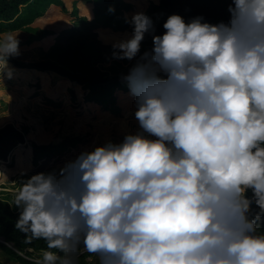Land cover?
Here are the masks:
<instances>
[{
	"label": "clouds",
	"instance_id": "9594fccd",
	"mask_svg": "<svg viewBox=\"0 0 264 264\" xmlns=\"http://www.w3.org/2000/svg\"><path fill=\"white\" fill-rule=\"evenodd\" d=\"M226 2V21L172 14L159 35L126 19L112 56L135 61L138 130L19 182L15 227L58 250L36 264H264V0ZM19 54L5 35L0 76Z\"/></svg>",
	"mask_w": 264,
	"mask_h": 264
},
{
	"label": "trees",
	"instance_id": "16d2710c",
	"mask_svg": "<svg viewBox=\"0 0 264 264\" xmlns=\"http://www.w3.org/2000/svg\"><path fill=\"white\" fill-rule=\"evenodd\" d=\"M227 7L226 0H0V36L23 29L30 35L19 52L48 54L38 61L17 56L7 61L12 77L29 73V90L41 88L44 94L26 98L10 87L0 90V113L7 112L0 115V249L5 255L36 264L44 251L58 252L47 249L43 239L25 243V234L15 227L19 210L11 204V179L21 172L62 167L81 151L92 150L96 135L110 125L99 141L114 132L119 143L131 133L134 99L122 77L135 61L112 56L113 43L132 34L126 19L143 12L159 35L169 15L218 23L228 19ZM152 47V37L146 35L141 54ZM78 264H95V258L82 252Z\"/></svg>",
	"mask_w": 264,
	"mask_h": 264
},
{
	"label": "rangeland",
	"instance_id": "374dc122",
	"mask_svg": "<svg viewBox=\"0 0 264 264\" xmlns=\"http://www.w3.org/2000/svg\"><path fill=\"white\" fill-rule=\"evenodd\" d=\"M34 10V9H33ZM11 34L12 36H17V39L19 40V46L24 44V42H26V38L30 35L29 32H25L23 31V29H17L14 31H11L10 33H2L0 37H4L5 35ZM20 54L17 56L21 59H24L25 61H38V60H42L43 58H46L48 56L47 53H41V51H35V52H19ZM4 67V63H0V68ZM8 70L11 71L10 66H8ZM28 74L24 71H20V73L13 75V77L11 76V78H8L7 76V71H5L3 73L2 76H0V90L3 87H10V90H14L17 94H21V96L23 95L24 97H29L30 95L34 94V95H42L44 94L46 91L43 90H39L41 88H38L37 90L35 89H31L29 90L30 85L33 82V79L31 80L30 78H28ZM15 77V78H14ZM4 115L5 117L7 116V112L1 111L0 115ZM132 123H130V130L131 133H135L138 130V123L136 121H131ZM4 122H0V125L3 124ZM111 129V125L109 126V130ZM109 130H106L105 132H108ZM103 132V133H105ZM103 133L97 134L95 137V140L93 142V146L94 144H96L97 141V145H103L105 142L111 140L114 143H118V139H119V135L118 134H114V132H112L109 136H107L106 138H101V140H98V136L102 135ZM91 149V148H90ZM89 149V150H90ZM59 169V168H58ZM51 172V171H48ZM48 172H44V173H48ZM23 174V175H22ZM36 173H33L31 171H26V172H21L19 173L17 176H15L13 179V185L11 186V190H10V195L12 196L11 199V204L14 203V199L13 197H15V194L19 191L20 189V184L19 182L22 180H25L29 177H31L32 175H35ZM15 180V181H14ZM4 182L0 183V186L3 184ZM2 241V240H1ZM4 256V253L2 252V250H0V257L2 258ZM5 257V256H4ZM10 257V256H9ZM12 258V257H10ZM6 264H21V263H17V261H13V262H6Z\"/></svg>",
	"mask_w": 264,
	"mask_h": 264
},
{
	"label": "crops",
	"instance_id": "0c3cea01",
	"mask_svg": "<svg viewBox=\"0 0 264 264\" xmlns=\"http://www.w3.org/2000/svg\"><path fill=\"white\" fill-rule=\"evenodd\" d=\"M4 256L2 258L0 257V264H6V262H10L11 263V262L15 261L14 258H10L9 256H7L5 254H4ZM17 263H19V262L17 261Z\"/></svg>",
	"mask_w": 264,
	"mask_h": 264
},
{
	"label": "built area",
	"instance_id": "2783aa9c",
	"mask_svg": "<svg viewBox=\"0 0 264 264\" xmlns=\"http://www.w3.org/2000/svg\"><path fill=\"white\" fill-rule=\"evenodd\" d=\"M28 250H30V251H31V249H28Z\"/></svg>",
	"mask_w": 264,
	"mask_h": 264
}]
</instances>
